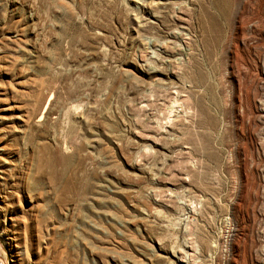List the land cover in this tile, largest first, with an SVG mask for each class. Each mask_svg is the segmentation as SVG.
Segmentation results:
<instances>
[{
	"label": "rangeland",
	"instance_id": "374dc122",
	"mask_svg": "<svg viewBox=\"0 0 264 264\" xmlns=\"http://www.w3.org/2000/svg\"><path fill=\"white\" fill-rule=\"evenodd\" d=\"M0 264H264V0H0Z\"/></svg>",
	"mask_w": 264,
	"mask_h": 264
}]
</instances>
